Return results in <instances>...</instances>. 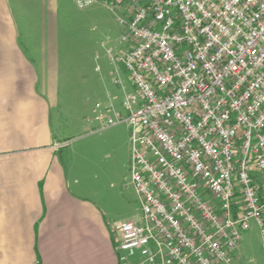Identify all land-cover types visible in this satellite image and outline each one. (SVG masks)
<instances>
[{
	"label": "built area",
	"instance_id": "built-area-1",
	"mask_svg": "<svg viewBox=\"0 0 264 264\" xmlns=\"http://www.w3.org/2000/svg\"><path fill=\"white\" fill-rule=\"evenodd\" d=\"M94 0H77L85 8ZM123 10L119 62L136 90L139 221L118 226L119 264H232L254 220L264 236V0H141Z\"/></svg>",
	"mask_w": 264,
	"mask_h": 264
},
{
	"label": "crops",
	"instance_id": "crops-1",
	"mask_svg": "<svg viewBox=\"0 0 264 264\" xmlns=\"http://www.w3.org/2000/svg\"><path fill=\"white\" fill-rule=\"evenodd\" d=\"M82 12L77 0H0V264H119L99 159L60 156L74 145L59 135Z\"/></svg>",
	"mask_w": 264,
	"mask_h": 264
},
{
	"label": "rangeland",
	"instance_id": "rangeland-1",
	"mask_svg": "<svg viewBox=\"0 0 264 264\" xmlns=\"http://www.w3.org/2000/svg\"><path fill=\"white\" fill-rule=\"evenodd\" d=\"M109 7L94 0L92 5L80 8L84 23L79 30L80 39L74 38L80 44H72L71 69L66 71L69 87H65L69 100L65 102L66 116L59 135L62 142L74 145L63 149L60 156L99 159L96 170L98 174L102 170L101 189L106 192V201H110L105 207L121 225L137 222L142 215L139 197L130 184L132 128L122 123L103 129L93 109L101 105L100 112L117 122L118 116L127 117L124 104L136 90L123 65L111 60L125 50L122 37L126 31L118 18L123 10ZM78 47H82L80 52ZM109 107L113 108L111 114L106 113ZM231 257L232 264H264V236L254 220L242 233Z\"/></svg>",
	"mask_w": 264,
	"mask_h": 264
}]
</instances>
